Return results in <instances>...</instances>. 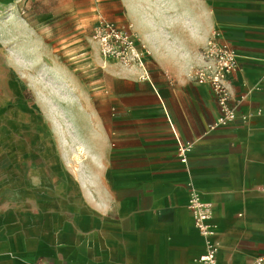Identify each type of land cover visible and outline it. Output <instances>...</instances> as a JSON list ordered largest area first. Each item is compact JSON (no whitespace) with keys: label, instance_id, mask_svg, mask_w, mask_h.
Masks as SVG:
<instances>
[{"label":"crops","instance_id":"0c3cea01","mask_svg":"<svg viewBox=\"0 0 264 264\" xmlns=\"http://www.w3.org/2000/svg\"><path fill=\"white\" fill-rule=\"evenodd\" d=\"M125 3L148 56L144 69L116 76L115 129L104 139L102 166L60 181L54 162H30L0 142V264H192L210 240L218 242V264H258L264 0ZM216 33L238 56L227 78L236 117L225 124L217 123L223 112L213 87L194 76ZM4 96L12 103L11 89ZM174 130L189 148L186 161ZM193 188L212 204L211 238L194 225Z\"/></svg>","mask_w":264,"mask_h":264},{"label":"rangeland","instance_id":"374dc122","mask_svg":"<svg viewBox=\"0 0 264 264\" xmlns=\"http://www.w3.org/2000/svg\"><path fill=\"white\" fill-rule=\"evenodd\" d=\"M121 2L0 0V142L28 154L30 162L36 156L54 162L60 181L72 182V170L79 176L91 164L102 166L104 139L115 129L116 76L121 68H139L104 55L98 25L115 23L148 56L131 7ZM6 88L12 90L7 105Z\"/></svg>","mask_w":264,"mask_h":264},{"label":"built area","instance_id":"2783aa9c","mask_svg":"<svg viewBox=\"0 0 264 264\" xmlns=\"http://www.w3.org/2000/svg\"><path fill=\"white\" fill-rule=\"evenodd\" d=\"M96 32L105 56L116 57L128 66L135 64L139 68L146 67L144 50L131 35L122 31L115 23L102 21ZM202 54L204 63L197 67L194 76L199 83L210 84L213 87L223 112L217 123L225 124L236 117V111L230 105L227 78L237 69L238 56L228 42L220 39L218 33L208 40ZM174 133L179 153L183 156L182 160L186 161L189 148L180 141L175 130ZM189 207L193 212L195 227L208 238L214 236L215 228L211 222L212 204L204 201L201 192L196 188L190 192ZM217 253L218 242L210 240L205 251L192 264H218ZM263 262V258H259L258 264Z\"/></svg>","mask_w":264,"mask_h":264},{"label":"bare ground","instance_id":"6f19581e","mask_svg":"<svg viewBox=\"0 0 264 264\" xmlns=\"http://www.w3.org/2000/svg\"><path fill=\"white\" fill-rule=\"evenodd\" d=\"M9 16H11V18H13V16H15V14L12 12V13H10V15ZM12 52V51H11ZM12 54V56L15 58V60L19 63L20 62V60H21V57L19 56V55H17V54H15V53H11ZM52 121H53V123H54V125H55V129H57V126H56V119H52ZM73 132V131H72ZM81 149V148H80ZM83 149V148H82Z\"/></svg>","mask_w":264,"mask_h":264}]
</instances>
